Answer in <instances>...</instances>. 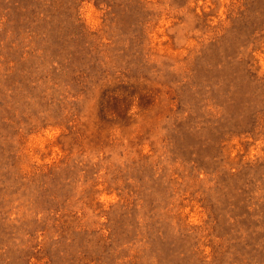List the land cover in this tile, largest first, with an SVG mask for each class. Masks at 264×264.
Masks as SVG:
<instances>
[{"label":"rangeland","instance_id":"374dc122","mask_svg":"<svg viewBox=\"0 0 264 264\" xmlns=\"http://www.w3.org/2000/svg\"><path fill=\"white\" fill-rule=\"evenodd\" d=\"M0 264H264V0H0Z\"/></svg>","mask_w":264,"mask_h":264}]
</instances>
